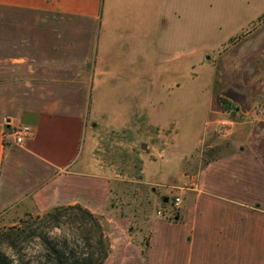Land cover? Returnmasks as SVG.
<instances>
[{
  "label": "crops",
  "instance_id": "1",
  "mask_svg": "<svg viewBox=\"0 0 264 264\" xmlns=\"http://www.w3.org/2000/svg\"><path fill=\"white\" fill-rule=\"evenodd\" d=\"M245 5L260 11L264 0H0V215L80 204L110 216L120 160L100 142L127 127L103 110L135 107L127 93L151 89L136 76L152 71L153 37L178 40L201 13ZM259 29L240 54L238 42L227 51L264 74ZM244 123L241 147L168 185L176 193L149 218L145 251L124 231L112 264H264V117ZM21 125L34 134L16 144Z\"/></svg>",
  "mask_w": 264,
  "mask_h": 264
},
{
  "label": "rangeland",
  "instance_id": "2",
  "mask_svg": "<svg viewBox=\"0 0 264 264\" xmlns=\"http://www.w3.org/2000/svg\"><path fill=\"white\" fill-rule=\"evenodd\" d=\"M251 7L201 13V21L193 27L185 25L183 38L178 40L170 35L162 43L153 37L152 71L147 69L144 74L138 69L136 76L138 86L151 84V89L127 93L135 107L103 110L107 118L119 117L127 127L112 140L100 142L108 159L120 160L117 172L121 177L112 183L113 204L107 215L116 219L109 222L104 216L111 244L105 264H112L114 245L124 231L127 243L136 238L144 252L149 218L161 207L163 194L175 195L168 185L176 184L183 173L191 177L208 160L241 147L244 122L264 117V74H258L252 62L242 68L227 51L258 27L253 38L264 36V9ZM240 43L235 49L238 54L247 42ZM221 98L226 100L225 106ZM143 102L152 105L145 108ZM25 213L0 215V228L16 225L26 218Z\"/></svg>",
  "mask_w": 264,
  "mask_h": 264
},
{
  "label": "trees",
  "instance_id": "3",
  "mask_svg": "<svg viewBox=\"0 0 264 264\" xmlns=\"http://www.w3.org/2000/svg\"><path fill=\"white\" fill-rule=\"evenodd\" d=\"M25 215L16 225L0 228V264H105L110 256L103 215L80 204Z\"/></svg>",
  "mask_w": 264,
  "mask_h": 264
},
{
  "label": "built area",
  "instance_id": "4",
  "mask_svg": "<svg viewBox=\"0 0 264 264\" xmlns=\"http://www.w3.org/2000/svg\"><path fill=\"white\" fill-rule=\"evenodd\" d=\"M12 133L14 137V142L16 144H22L28 137H31L34 134V129L29 125H21L19 127L14 128ZM179 203H180V198L176 197L175 204L179 205ZM157 213L159 215L162 214L161 211H158Z\"/></svg>",
  "mask_w": 264,
  "mask_h": 264
},
{
  "label": "water",
  "instance_id": "5",
  "mask_svg": "<svg viewBox=\"0 0 264 264\" xmlns=\"http://www.w3.org/2000/svg\"><path fill=\"white\" fill-rule=\"evenodd\" d=\"M233 114H235V112H233Z\"/></svg>",
  "mask_w": 264,
  "mask_h": 264
}]
</instances>
